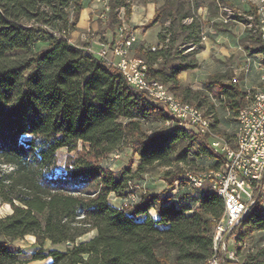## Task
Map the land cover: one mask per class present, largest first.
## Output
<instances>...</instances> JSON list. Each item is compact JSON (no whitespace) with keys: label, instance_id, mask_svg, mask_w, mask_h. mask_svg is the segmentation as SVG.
<instances>
[{"label":"trees","instance_id":"16d2710c","mask_svg":"<svg viewBox=\"0 0 264 264\" xmlns=\"http://www.w3.org/2000/svg\"><path fill=\"white\" fill-rule=\"evenodd\" d=\"M84 1L0 0V206L11 208L0 218V264H208L217 221L225 212L222 197L208 188L188 208L148 193L132 202L130 182L160 167L173 189L185 173L219 171L225 159L210 151L209 134H197L203 136L197 144L199 137L165 105L130 85L88 46L72 43ZM132 3L109 0L111 30L127 23ZM220 4L165 0L150 24L161 27L158 46L141 47L135 57L145 61L151 79L199 109L208 103V92L219 88L237 116L248 94L236 83H222L226 77L216 75L205 90H194L179 79L199 66L196 56L209 22L198 10L219 15ZM246 40L254 53L264 55L259 37L247 30ZM39 44L44 47L38 49ZM187 47L192 49L184 55ZM79 144L88 150L69 157L58 174V152L78 151ZM124 147L139 156L135 174L129 168L114 173L100 163ZM201 158L209 162L198 164ZM183 165L197 168L186 172ZM112 195L128 201V207L112 205ZM237 232L241 243L262 233L256 252L242 264H264L259 205ZM27 236L36 239L30 257L14 245Z\"/></svg>","mask_w":264,"mask_h":264},{"label":"built area","instance_id":"2783aa9c","mask_svg":"<svg viewBox=\"0 0 264 264\" xmlns=\"http://www.w3.org/2000/svg\"><path fill=\"white\" fill-rule=\"evenodd\" d=\"M248 1L254 9L245 12V15H232L231 10L223 5H220V9L227 13V20L233 16L245 23L247 30L264 44V0ZM109 12L110 7L106 5L102 18H107ZM118 30L120 38L117 42L114 45L103 44L94 54L119 69L130 85L146 92L153 101L165 105L182 124L197 128L199 134L213 137L210 119L204 117L199 108L182 101L165 85L151 79L145 61L132 55V48L138 38L127 24L124 23ZM206 39L203 35L202 40ZM251 63L249 60L246 65L247 72ZM260 68L264 81V63H260ZM211 149L215 155L224 157L222 168L197 176L190 175L195 189L201 190L210 181V190L222 197L225 203L224 215L217 221L214 231L213 256L208 264H242L240 252L245 244L239 241L237 228L253 206L259 205L264 210V90L256 92L251 102L239 111L235 147L214 139ZM129 198L132 202L139 201L138 197L131 198V194Z\"/></svg>","mask_w":264,"mask_h":264},{"label":"rangeland","instance_id":"374dc122","mask_svg":"<svg viewBox=\"0 0 264 264\" xmlns=\"http://www.w3.org/2000/svg\"><path fill=\"white\" fill-rule=\"evenodd\" d=\"M105 0H102L104 2ZM106 5L102 8V12H105ZM228 9L231 10L232 15L239 16V14L245 15L244 11L240 8H234L232 6L226 5ZM109 14V13H108ZM108 14L107 18H102L100 21H106L108 22ZM221 14L224 17V23L229 24H240L244 30H241L242 32L239 34V36H236L237 38V44L241 47L239 50L236 51L234 56H232L229 60H222L221 58H217L215 56V53L212 52V59L213 64L211 66H203L201 69L196 72L198 73L202 84L203 89H206L207 84L211 81L213 76L221 75L225 76L226 78L222 81V83L225 84H237L240 89H242L244 92L248 94V104L251 102L254 94L259 91L264 90V81L262 80L263 71L260 70V77L256 80H253L251 77V74L246 71V65L248 64L247 59L249 57L258 55L255 59L257 62L264 63V55H260L253 52V48L249 47V42L246 40V32L247 28L245 26V23L239 22L236 20L233 16L227 20L226 12L221 11ZM227 20V22H226ZM209 26L214 27L215 25L212 23L208 24ZM245 32V33H244ZM244 33V35H242ZM119 35L114 36H103L95 34L92 30L85 32V34H82L80 39L75 42L77 46L83 47L88 46V51L93 53V50L95 53L101 48L103 44H112L114 45L117 40L119 39ZM44 47L43 44L38 45V49H42ZM187 50L186 53H188L192 48H184V50ZM138 50V48H137ZM136 50V51H137ZM183 50V48H182ZM135 51V52H136ZM169 88V86H167ZM192 89V88H191ZM198 90V89H194ZM209 98L208 103L204 104L201 107V111L204 114V117L209 118L211 121V131L213 133V137L211 136V142L214 139H220L225 142H227L230 147H235L236 144V125H237V118L238 114L233 115L226 107V104L224 102V96L221 94L219 88H212L209 92ZM193 106H197V103L190 101ZM247 104V105H248ZM246 105V106H247ZM198 108V107H197ZM184 125V124H183ZM185 126V125H184ZM188 131L199 137L197 139V144L201 143L203 141V136H198L199 134L198 129H194L191 127L185 126ZM204 135V134H201ZM210 151L211 146H209ZM84 150H88V146H84L83 144H79L78 151L69 153L67 149H62L58 152V163L56 172L59 174L64 171L65 165L67 163V160L69 157H77L79 152H83ZM195 150V149H193ZM213 152V151H212ZM118 155V158L116 157ZM224 158V157H223ZM205 160L207 162L208 159L201 158L197 160L198 164H201V161ZM100 163L106 167H108L111 171L114 173H120L124 169L129 168L131 170V174H135L137 172L138 166L140 165L139 156L135 155L131 148L124 147L119 152L113 153L107 157H105L103 160L100 161ZM184 167V170L187 172L190 170V168L194 169L197 168L194 167ZM202 167V166H201ZM196 170V169H195ZM164 168L156 167L152 170H150L147 174H139L135 180L130 182V194L132 197H138L139 200L141 199L142 195L145 193L148 194H154V195H160L162 197H169L174 204H176L178 207L188 208L189 205H192L194 201L197 199V195L199 192H205L208 190L210 186V181H207L202 187L201 190L195 189L193 185V181L190 178V173H185L182 178L184 179V182H176L174 184V188L172 189L168 183L164 179ZM195 176V175H193ZM193 194V195H192ZM115 195L111 196L110 202L112 205L122 208V207H128L129 202L121 200V198H115ZM130 199V198H129ZM131 201V200H130ZM11 212V208L8 205H2L0 206V218H3L7 214ZM151 217L154 219H157L152 212H150ZM95 232L90 233L88 236H86L84 239H90ZM262 233L256 232L251 237H249L246 242H244L245 245L242 251L240 252V261L243 263L246 256L249 253L256 252L257 247L259 246L261 240H262ZM36 239L32 236H27L24 239H19L14 242V245L20 249H23L26 251L25 257H30L32 254V245L35 243ZM49 246V244L47 245Z\"/></svg>","mask_w":264,"mask_h":264},{"label":"crops","instance_id":"0c3cea01","mask_svg":"<svg viewBox=\"0 0 264 264\" xmlns=\"http://www.w3.org/2000/svg\"><path fill=\"white\" fill-rule=\"evenodd\" d=\"M220 5L232 6L234 8H240L244 12L248 13L254 9V6L248 0H219ZM85 8L81 13L80 21L77 26L76 32L72 35V43L75 44L82 34L87 31H93L97 35H103L106 37L119 35V30H111L109 23L106 21H100L102 19L103 12L101 11L105 5H108L109 0H85ZM165 0H133L132 10L127 26L134 32L138 40L132 48V55L135 56L137 48H155L159 44V33L161 31L160 25L150 26L156 16L157 7L163 5ZM221 12V11H220ZM198 15L203 21L212 23L216 26L212 27L207 25L205 27L203 35L207 37L206 40H202L203 49L197 54L198 68L188 70L180 74V81L182 85L198 90L203 89L202 81L198 75V72L203 64L205 66H211L214 62L212 59V52L215 53L217 58H221L226 61L229 60L236 53L239 48L237 44L236 36L244 30L240 24H225L222 14L210 15L207 8H200ZM191 20L187 21L190 23ZM245 33V32H244ZM242 33V35H244ZM76 45V44H75ZM95 53V51L93 50ZM260 56V54H259ZM258 55L249 57L247 61L251 60L249 73L253 80L260 77V62L255 59ZM263 76V75H262ZM262 78V77H260ZM117 198V197H115ZM195 203V202H194ZM192 205H189V207ZM197 206V205H196Z\"/></svg>","mask_w":264,"mask_h":264}]
</instances>
